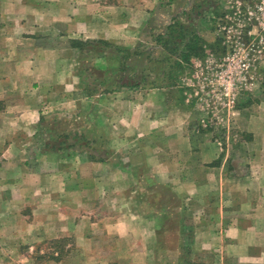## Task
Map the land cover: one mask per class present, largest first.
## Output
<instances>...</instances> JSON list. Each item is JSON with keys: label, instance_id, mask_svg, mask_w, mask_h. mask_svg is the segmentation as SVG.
<instances>
[{"label": "crops", "instance_id": "obj_1", "mask_svg": "<svg viewBox=\"0 0 264 264\" xmlns=\"http://www.w3.org/2000/svg\"><path fill=\"white\" fill-rule=\"evenodd\" d=\"M178 1L0 0V264H264V99L234 151L118 83Z\"/></svg>", "mask_w": 264, "mask_h": 264}, {"label": "rangeland", "instance_id": "obj_2", "mask_svg": "<svg viewBox=\"0 0 264 264\" xmlns=\"http://www.w3.org/2000/svg\"><path fill=\"white\" fill-rule=\"evenodd\" d=\"M261 1L179 0L174 3L175 7L183 6L178 11L160 9L147 25L152 36L138 40L140 45L136 42L133 51L120 50V77L124 79L119 77L118 83L129 76L138 100L142 92L156 91L160 85L167 105L182 109L184 123L189 120L196 144L205 139L228 141L235 151L233 142L247 137L238 129L237 109L264 99V24L257 11ZM183 10L187 15H182ZM170 13L180 14L182 25L176 27L172 48L175 43L179 49L184 47L181 37H190L183 35L185 28L197 32L203 41L191 64L176 65L177 56L155 41L165 33ZM159 60L166 63L160 65Z\"/></svg>", "mask_w": 264, "mask_h": 264}, {"label": "trees", "instance_id": "obj_3", "mask_svg": "<svg viewBox=\"0 0 264 264\" xmlns=\"http://www.w3.org/2000/svg\"><path fill=\"white\" fill-rule=\"evenodd\" d=\"M187 13V10L182 11V15H187ZM180 17V14L173 16L168 26L164 28L165 33L160 34L158 38L155 39V41L159 46L177 56L175 64L182 66L183 62L186 64H191L192 57L201 52L203 48V41L197 32H189L188 29L184 27L185 29L182 31L183 35H190L188 40H186V37H181L184 42V47L179 49V45H176V43L174 48L171 47V44H173L172 39L176 36V32L178 31L176 27H182V25L179 24Z\"/></svg>", "mask_w": 264, "mask_h": 264}, {"label": "built area", "instance_id": "obj_4", "mask_svg": "<svg viewBox=\"0 0 264 264\" xmlns=\"http://www.w3.org/2000/svg\"><path fill=\"white\" fill-rule=\"evenodd\" d=\"M257 11H260V13H259L260 16L258 18L262 19L263 24H264V0H262L261 3L257 6ZM262 29L264 30V26ZM246 65H247L246 61L243 62V66H246Z\"/></svg>", "mask_w": 264, "mask_h": 264}]
</instances>
